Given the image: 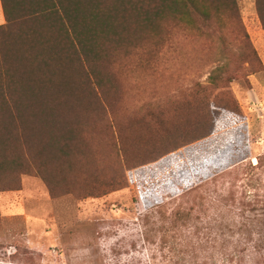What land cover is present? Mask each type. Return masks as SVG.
<instances>
[{"label":"trees","instance_id":"obj_1","mask_svg":"<svg viewBox=\"0 0 264 264\" xmlns=\"http://www.w3.org/2000/svg\"><path fill=\"white\" fill-rule=\"evenodd\" d=\"M0 3V192L19 190L31 176L53 198L101 197L129 173L143 176L147 166L209 138L220 117L241 119L229 86L257 57L247 35L236 48L226 39V20L240 25L235 0ZM257 7L264 23V0ZM189 35L215 44L217 64L206 79L212 93L196 84V96L168 104L146 96L139 112L119 115L121 82L162 77L158 69L172 70ZM188 216L176 211L174 220Z\"/></svg>","mask_w":264,"mask_h":264},{"label":"rangeland","instance_id":"obj_2","mask_svg":"<svg viewBox=\"0 0 264 264\" xmlns=\"http://www.w3.org/2000/svg\"><path fill=\"white\" fill-rule=\"evenodd\" d=\"M235 2L240 25L227 19L226 39L236 48L247 35L257 57L229 86L241 119L220 117L209 138L101 197L53 198L23 176L19 190L0 192V264H264V23L257 0ZM192 36L181 38L172 70L158 69L162 77L121 82L119 115L139 112L146 96L167 104L196 96V84L212 93L215 44ZM176 211L189 216L175 221Z\"/></svg>","mask_w":264,"mask_h":264},{"label":"crops","instance_id":"obj_3","mask_svg":"<svg viewBox=\"0 0 264 264\" xmlns=\"http://www.w3.org/2000/svg\"><path fill=\"white\" fill-rule=\"evenodd\" d=\"M4 23H5V19H4V15H3V11L1 7V3H0V26L3 25Z\"/></svg>","mask_w":264,"mask_h":264}]
</instances>
